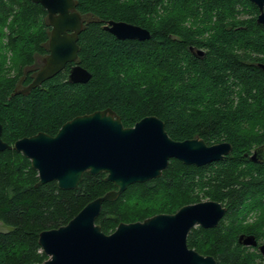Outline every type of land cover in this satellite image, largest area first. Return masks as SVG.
<instances>
[{
  "label": "trees",
  "instance_id": "1",
  "mask_svg": "<svg viewBox=\"0 0 264 264\" xmlns=\"http://www.w3.org/2000/svg\"><path fill=\"white\" fill-rule=\"evenodd\" d=\"M82 15L76 61L91 72L68 80L70 64L33 87L26 85L48 52L46 9L32 0H0L1 137L12 144L38 131L55 134L77 114L111 107L124 126L154 114L173 139L226 140L230 153L195 165L171 157L162 173L130 183L105 199L95 218L104 232L183 204L214 199L227 209L214 226H193L188 246L216 264H261L238 234L259 232L241 217L264 209V24L250 0H75ZM245 13H244V12ZM107 19L146 27L145 39L118 38ZM193 48H201L202 54ZM9 54V56H8ZM106 172H83L76 188L55 180L35 185L37 170L13 148L0 150V264H36L47 258L37 241L45 228L66 223L89 200L116 188ZM256 257L259 260H256Z\"/></svg>",
  "mask_w": 264,
  "mask_h": 264
},
{
  "label": "water",
  "instance_id": "2",
  "mask_svg": "<svg viewBox=\"0 0 264 264\" xmlns=\"http://www.w3.org/2000/svg\"><path fill=\"white\" fill-rule=\"evenodd\" d=\"M32 1L47 11L51 26L48 52L30 82L15 92H29L68 62H72L69 81H88L91 72L76 61L83 21L75 0ZM250 1L259 9L256 21L264 24V0ZM102 27L122 39L150 37L146 27L125 20L107 19ZM191 49L203 53L201 48ZM257 65L264 70L263 62ZM1 133L0 123V150L13 148L28 157L37 170L35 185L55 180L60 188H76L84 171H104L105 178L116 186L86 202L66 223L40 230L37 241L47 258L36 264H216L213 255L188 246L187 234L195 225L209 227L218 223L227 209L218 200L202 199L183 204L173 212L120 221L108 233L95 218L103 200L114 199L130 183L159 176L171 157L184 163L204 164L230 153L229 141L207 143L199 136L173 139L164 121L154 114L124 126L111 107L77 114L63 122L55 134L38 131L9 144ZM258 157H264L263 145L249 155L251 160ZM238 241L257 245L252 233L239 234ZM258 249L264 256V242L258 244Z\"/></svg>",
  "mask_w": 264,
  "mask_h": 264
},
{
  "label": "rangeland",
  "instance_id": "3",
  "mask_svg": "<svg viewBox=\"0 0 264 264\" xmlns=\"http://www.w3.org/2000/svg\"><path fill=\"white\" fill-rule=\"evenodd\" d=\"M244 12V11H243ZM245 13V12H244ZM9 56V54H8ZM240 223L242 226L249 225L251 228L258 230L259 234V240L264 241V209H254L253 211L248 212L245 217H241ZM6 225L0 222V229H6ZM247 251L253 253L255 257V253L257 252L256 249H253L251 246H246ZM256 260L258 261L259 258L256 257ZM261 264H264V262H261Z\"/></svg>",
  "mask_w": 264,
  "mask_h": 264
},
{
  "label": "flooded vegetation",
  "instance_id": "4",
  "mask_svg": "<svg viewBox=\"0 0 264 264\" xmlns=\"http://www.w3.org/2000/svg\"><path fill=\"white\" fill-rule=\"evenodd\" d=\"M257 6V5H256ZM258 12H259V9H258ZM50 25V24H49ZM49 30H51V26H50V29ZM49 36H50V33H49ZM49 39V38H48ZM71 65V64H70ZM1 222V221H0ZM241 233H243V234H251V233H248V232H241ZM241 233H239V234H241ZM239 234H238V236H239ZM256 237V236H255ZM257 238V237H256ZM264 241H260L258 238H257V245H247V244H243L242 242H240L242 245H244V246H251L253 249H256V251L258 252V253H260V251H259V249H258V244L259 243H263ZM261 254V253H260ZM262 255V254H261ZM262 257H264L263 255H262Z\"/></svg>",
  "mask_w": 264,
  "mask_h": 264
}]
</instances>
